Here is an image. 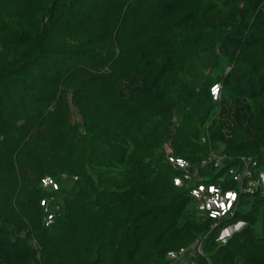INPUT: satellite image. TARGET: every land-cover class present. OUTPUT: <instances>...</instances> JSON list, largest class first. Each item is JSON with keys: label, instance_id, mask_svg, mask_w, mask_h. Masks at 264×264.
<instances>
[{"label": "trees", "instance_id": "1", "mask_svg": "<svg viewBox=\"0 0 264 264\" xmlns=\"http://www.w3.org/2000/svg\"><path fill=\"white\" fill-rule=\"evenodd\" d=\"M168 150L264 172V0H0V264H264V198L202 217Z\"/></svg>", "mask_w": 264, "mask_h": 264}, {"label": "built area", "instance_id": "2", "mask_svg": "<svg viewBox=\"0 0 264 264\" xmlns=\"http://www.w3.org/2000/svg\"><path fill=\"white\" fill-rule=\"evenodd\" d=\"M221 85L212 88V96L215 101L221 99ZM206 141V138H203ZM168 161L182 172V176L175 180L178 187L187 185L191 196L195 200L196 209L200 216L222 221L234 216L240 201V195L244 193L260 194L264 198V172L252 169L250 160L243 159L240 164L229 170V179L236 185V189H224L218 184H207L201 182L199 170L194 168L188 161L175 158L168 150ZM227 155L219 152H212L210 156L203 162V166L214 165L217 169H222ZM46 187L56 184L51 179L44 181ZM45 207L47 217L46 225H51L61 210L60 205L50 207V201L42 202ZM244 224L239 222L224 229L220 235L222 242L231 237V230L236 228L240 231ZM236 231V232H237ZM235 233V232H234ZM192 252L203 254L202 243H198L190 248L183 249L180 252L171 253L170 259L180 262V264H188L187 259L191 257ZM188 256V257H187Z\"/></svg>", "mask_w": 264, "mask_h": 264}, {"label": "rangeland", "instance_id": "3", "mask_svg": "<svg viewBox=\"0 0 264 264\" xmlns=\"http://www.w3.org/2000/svg\"><path fill=\"white\" fill-rule=\"evenodd\" d=\"M73 185H74V181L73 180H68L67 182H66V186H67V188L68 189H72L73 188ZM237 231V229L236 228H233L232 230H231V233L233 234L234 232H236ZM223 232V231H222ZM188 257V256H187Z\"/></svg>", "mask_w": 264, "mask_h": 264}]
</instances>
